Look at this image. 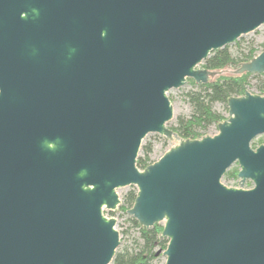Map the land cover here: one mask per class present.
<instances>
[{
    "label": "water",
    "instance_id": "95a60500",
    "mask_svg": "<svg viewBox=\"0 0 264 264\" xmlns=\"http://www.w3.org/2000/svg\"><path fill=\"white\" fill-rule=\"evenodd\" d=\"M263 25L264 0H0V264H111L128 186L165 264H264V95L228 98L213 136L167 127V93ZM236 72L264 74V49ZM150 133L178 144L140 170Z\"/></svg>",
    "mask_w": 264,
    "mask_h": 264
},
{
    "label": "trees",
    "instance_id": "16d2710c",
    "mask_svg": "<svg viewBox=\"0 0 264 264\" xmlns=\"http://www.w3.org/2000/svg\"><path fill=\"white\" fill-rule=\"evenodd\" d=\"M239 45V43H237ZM257 56L254 48L249 47L246 53L240 52L233 56L228 47H224L215 52H212L207 59L203 61L201 67L209 72L215 73L210 78L209 82L203 85H196L191 79L188 82L191 86H195L197 90L188 91L185 96L191 106V114L189 117L179 116L176 120V125L171 126L170 129L174 131L179 138L186 139H200L205 136V130L210 125H218L224 121L221 113L213 109V105L221 103L227 108V100L230 97H239L244 95L248 80L251 76L264 77V74H237L235 69L230 74H222L221 71L228 67L241 66L244 63L251 61ZM259 95H264V78L260 79L258 83ZM140 151L143 156H138L136 166L140 170H144L153 162L149 159V154L152 151L150 144L141 145ZM237 169L227 171L226 177H237ZM136 189H132L122 197V203L119 209L126 214V212L133 206L136 198ZM106 211H104L105 213ZM113 211H107L106 214L112 216ZM132 227L138 229L140 233V240L142 243L135 247H124L116 251L111 264H151L157 257V250L164 251L167 247L168 240L166 238L160 239V234L163 230L161 224H155L149 229L139 226L136 220L128 217Z\"/></svg>",
    "mask_w": 264,
    "mask_h": 264
},
{
    "label": "rangeland",
    "instance_id": "374dc122",
    "mask_svg": "<svg viewBox=\"0 0 264 264\" xmlns=\"http://www.w3.org/2000/svg\"><path fill=\"white\" fill-rule=\"evenodd\" d=\"M237 43H239V45H237ZM227 47L233 56L238 55V53L240 52L246 53L249 47L254 48L256 54L258 55L264 49V25L256 29L254 32H251L249 34L240 37L238 40L235 41V43L230 44ZM199 68H202L201 65L199 66ZM228 68L237 69L239 68V66L228 67ZM263 78L264 77L251 76L248 80L246 91L251 94H258L259 93L258 83L260 79ZM190 90H197V88L195 86H191L190 83L188 82L186 85L178 89H171L167 93V96L173 108V117L167 123L168 128L176 125V120L179 116H183V117L190 116L191 106L185 96V94ZM213 109L216 112L221 113L224 117H226V119L228 118V110L227 108H225L223 104L216 103L213 105ZM217 132H218L217 126L210 125L205 130V136L206 135L213 136L217 134ZM263 142H264V136H258L252 141L251 147L255 149ZM147 144H150L152 147V151L149 154V159L150 161L155 162L159 160L168 150L176 146L178 143L175 140L170 141L163 136H160L155 133H150L146 135V137L142 141V145H147ZM138 156H143L141 151L139 152ZM233 169H237V171L239 170V167L236 163L233 164L227 171H232ZM225 175L222 177L221 183L229 188H238L239 179L237 177H226ZM251 187H252V183L248 180L243 185V189H249ZM132 189H136V187L128 186L117 190L121 203H122V197ZM104 211L107 212V210ZM106 212L104 214L107 217L113 218L116 221L115 228L119 233V240H120V245L118 246L116 251H119L124 247H128V248L135 247L136 245H140L142 243V241L139 238L140 233L138 229L131 226V223L128 220L129 216L127 215V213L124 214L119 209V207L115 211H113L114 213L112 214V216H109L108 214H106ZM157 252H158L157 257L151 262V264H165L166 258L162 254L163 251L158 249Z\"/></svg>",
    "mask_w": 264,
    "mask_h": 264
},
{
    "label": "clouds",
    "instance_id": "9594fccd",
    "mask_svg": "<svg viewBox=\"0 0 264 264\" xmlns=\"http://www.w3.org/2000/svg\"><path fill=\"white\" fill-rule=\"evenodd\" d=\"M33 12L35 13V12H36V10L34 9V10H33Z\"/></svg>",
    "mask_w": 264,
    "mask_h": 264
}]
</instances>
